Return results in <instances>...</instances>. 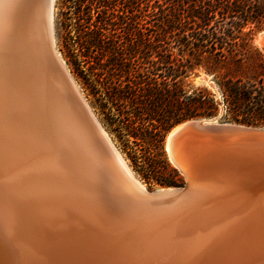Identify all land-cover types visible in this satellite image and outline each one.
Instances as JSON below:
<instances>
[{
  "label": "bare ground",
  "instance_id": "obj_1",
  "mask_svg": "<svg viewBox=\"0 0 264 264\" xmlns=\"http://www.w3.org/2000/svg\"><path fill=\"white\" fill-rule=\"evenodd\" d=\"M50 11L0 0V264H264L263 192L194 191L155 213L131 202L134 172L61 83L89 106L54 48L55 67Z\"/></svg>",
  "mask_w": 264,
  "mask_h": 264
},
{
  "label": "trees",
  "instance_id": "obj_2",
  "mask_svg": "<svg viewBox=\"0 0 264 264\" xmlns=\"http://www.w3.org/2000/svg\"><path fill=\"white\" fill-rule=\"evenodd\" d=\"M165 2L168 12L162 17V33L133 38L131 58L120 40L110 45L105 33L109 23L98 21L91 28L80 23L82 17L79 30L85 40L79 51L106 52L111 46L116 62L111 73L118 81L107 89L108 101L119 108V121L133 143L156 146V153L145 157L147 170L157 185L172 187L183 180L168 163L162 143L175 125L219 119L264 127V55L252 47L254 32L264 31V0ZM70 54L78 56L74 51ZM196 68L213 76L220 99L207 87L184 84L183 78Z\"/></svg>",
  "mask_w": 264,
  "mask_h": 264
},
{
  "label": "rangeland",
  "instance_id": "obj_3",
  "mask_svg": "<svg viewBox=\"0 0 264 264\" xmlns=\"http://www.w3.org/2000/svg\"><path fill=\"white\" fill-rule=\"evenodd\" d=\"M167 12L165 0H55L54 5L53 33L57 53L65 63L84 99L134 172L135 177L150 191L169 188L157 185L152 179L151 173L147 170L145 157L149 155V152L156 153V146L143 141L136 145L132 142V139L125 135L122 123L119 121L122 117L120 110L108 101L106 93L107 89L118 81V76L111 73L112 68L115 67L113 65L116 63L112 56L113 49H110L111 46H109L106 52L102 50L94 51L93 49L90 52H80L79 49H82L81 43L85 39L81 38L83 32L79 30V17L84 18L80 20V23L82 22L85 26L90 24L91 28L92 24L98 23V21L109 23L110 25H108V30H105V33L110 37V45L114 44L116 40H120V43L122 42L125 47L126 57L131 58L135 53L132 50L134 49L132 48L134 43L131 40L133 38H146V35H151L154 31L162 33L160 24L162 17ZM63 22H65V26H62ZM261 33H264V31L256 30L254 32L252 47L264 55L260 44H258V37ZM134 47L136 48V46ZM72 51L78 56H72L70 54ZM175 53H178V51L175 50ZM102 54H104V57ZM154 59L156 60V58ZM124 76L125 74H123V81L125 80ZM183 82L186 86L207 87L218 99L221 98V93L213 76L207 74L202 68H196L189 72L187 77L183 78ZM61 83L71 100H75L73 103L76 105V98L62 77ZM76 107L80 111L77 105ZM210 120L231 123L219 119ZM171 129L165 134L162 147L168 163L180 172L183 180L180 185L172 187H183L186 183V176L171 162L166 149V138ZM99 144L102 145L100 142ZM182 152L184 155L191 154L187 147ZM241 157L264 165V154L253 157L242 154ZM201 158L204 166L226 163L225 151L214 146L208 147ZM161 173L164 176L168 175L164 170H161ZM145 176L150 177L149 180ZM220 181L224 184L233 182L240 189L250 187V184L242 179L228 182L226 178H222Z\"/></svg>",
  "mask_w": 264,
  "mask_h": 264
},
{
  "label": "water",
  "instance_id": "obj_4",
  "mask_svg": "<svg viewBox=\"0 0 264 264\" xmlns=\"http://www.w3.org/2000/svg\"><path fill=\"white\" fill-rule=\"evenodd\" d=\"M48 5L51 8L49 14L51 26H49L48 35L49 51L53 56L55 48L53 33L55 0H48ZM258 39L264 52V35L261 33ZM54 62L59 70L64 71L59 59L56 58ZM64 76L62 78L82 108L87 112L97 136L106 146L110 144L109 146L113 148V151L109 150L110 152L116 153L117 151L103 130L101 123L84 102L66 73H64ZM168 138H170L176 162V165H174L186 176L185 185L183 187H169L163 188V190L150 191L143 189L135 175L127 170L125 174L128 183L135 191V193L128 194L133 204H143L147 210L155 213L162 205H171V202L187 197L194 191L203 193L204 191L213 192L214 189L228 188L237 191L249 190L264 193V165L241 157L242 154L251 157L264 154V127L215 122L210 119H193L173 127L166 138V142ZM210 146L225 151L226 163L215 164V166L203 165L201 156L205 154V151ZM185 147L189 148L191 154H183L182 150ZM222 178H226L228 182L242 179L246 183H249L250 187L240 189L233 182L224 184L220 181ZM138 192H141V197H138Z\"/></svg>",
  "mask_w": 264,
  "mask_h": 264
}]
</instances>
